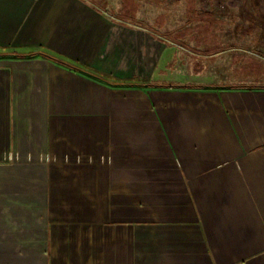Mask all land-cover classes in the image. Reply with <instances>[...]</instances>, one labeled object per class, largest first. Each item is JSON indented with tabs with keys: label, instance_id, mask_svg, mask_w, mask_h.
I'll list each match as a JSON object with an SVG mask.
<instances>
[{
	"label": "crops",
	"instance_id": "0c3cea01",
	"mask_svg": "<svg viewBox=\"0 0 264 264\" xmlns=\"http://www.w3.org/2000/svg\"><path fill=\"white\" fill-rule=\"evenodd\" d=\"M186 52L97 0H0V264H264V84Z\"/></svg>",
	"mask_w": 264,
	"mask_h": 264
},
{
	"label": "rangeland",
	"instance_id": "374dc122",
	"mask_svg": "<svg viewBox=\"0 0 264 264\" xmlns=\"http://www.w3.org/2000/svg\"><path fill=\"white\" fill-rule=\"evenodd\" d=\"M97 2L178 40L198 55L193 60L185 53L186 65L194 69L230 71L231 78L248 73L249 82L264 84V0Z\"/></svg>",
	"mask_w": 264,
	"mask_h": 264
},
{
	"label": "trees",
	"instance_id": "16d2710c",
	"mask_svg": "<svg viewBox=\"0 0 264 264\" xmlns=\"http://www.w3.org/2000/svg\"><path fill=\"white\" fill-rule=\"evenodd\" d=\"M53 58H56L57 60H59V61H61V62H65V63L68 64V65L74 66V65H72V64H70V63H68V62H66V61H64V60H62V59H60V58H58V57H54V56H53ZM90 74H95V73H92V72H91ZM95 76H97V77L100 78L101 80H104V81H106V82H108V83L118 84L116 81L111 80V79H109V78H106V77H104V76H102V75H100V74H95Z\"/></svg>",
	"mask_w": 264,
	"mask_h": 264
},
{
	"label": "built area",
	"instance_id": "2783aa9c",
	"mask_svg": "<svg viewBox=\"0 0 264 264\" xmlns=\"http://www.w3.org/2000/svg\"><path fill=\"white\" fill-rule=\"evenodd\" d=\"M13 158H14V156H12V155L9 156V159H13Z\"/></svg>",
	"mask_w": 264,
	"mask_h": 264
}]
</instances>
